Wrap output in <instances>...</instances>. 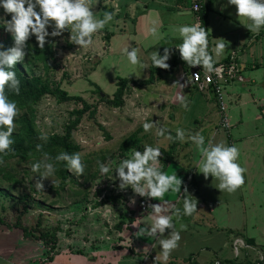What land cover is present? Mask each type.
<instances>
[{
  "label": "rangeland",
  "instance_id": "rangeland-1",
  "mask_svg": "<svg viewBox=\"0 0 264 264\" xmlns=\"http://www.w3.org/2000/svg\"><path fill=\"white\" fill-rule=\"evenodd\" d=\"M119 1L91 0L94 15L102 18L105 11L111 10L113 19L93 34V43L86 48L70 43L67 30L60 36L47 37L54 54V61L51 63L53 68L44 74L38 65L33 71L34 74L47 77L67 94L79 96L85 103L93 106L94 115L89 116L86 113L73 132V141L81 148L84 172L79 176L69 172L71 174L69 182L63 189H59L60 183L53 176L40 180L38 173L31 170L32 163L17 164L16 159L8 162L6 171L11 173L14 182L0 180V219L3 220L0 223V264H127L132 260L131 255L135 254L136 250L140 253L133 259L135 264H162L160 250L154 239L150 236H138L137 232L132 239L129 228L132 224L130 218L132 217L134 221L136 215L137 224H145L146 218L143 217L139 221V216L149 212L151 214L152 210L149 207L147 212L143 211L139 208V203H146L151 199L134 194L130 188L119 189L118 179L102 177L96 165L97 156L106 155L103 163L110 161V169L119 160L129 158L132 150L122 158L118 155V145L137 129L138 136L141 137L139 147L149 144L159 146L160 150L165 149L169 141L157 137L155 127L148 132L143 131L142 123L145 120H151L156 126H166L175 133V128L167 118L174 113L180 114L183 119L182 125L188 127L187 131L194 134L192 117L200 118L202 126L208 122L213 125L216 117L218 118L217 109L206 91H197L194 87V90L186 88L187 92L191 93H188L187 98L185 94L187 92L181 93L186 98V103L190 97L192 98L191 105L187 108L180 106L176 112L164 105L162 89L158 90L160 85L139 88L131 86L123 97L124 105L121 108L110 107L100 100L113 97L117 77L135 81L146 79L151 65L149 57L154 50L158 52L161 48L168 47L170 51L172 47V56L176 54L175 45L179 41L175 38L168 39L166 34L173 30L170 23L175 20L184 22L181 16L173 15L171 11L157 5L162 0H147L145 4L149 6L150 12L144 14L139 13L138 10L142 8L139 4L137 8L130 5L122 11ZM103 5L106 10L101 9ZM212 6L213 3L210 6L211 11ZM231 6L235 9L233 5ZM232 8L228 5L225 9H220L221 13L208 12L209 33H218L220 37L228 35V41L231 39L232 30L229 28L233 26V29H237V25H241L243 20L231 14ZM124 12H127L126 16ZM0 15H4L5 19L10 18V14H4L2 9ZM192 15L194 22L196 15L193 13ZM182 17L185 20L189 18ZM133 18H136L135 23L131 21ZM139 19H142L141 27L147 29L155 25L158 29L156 35L151 36L143 44L135 42L136 37H133ZM48 30L51 31V28ZM155 37L164 40L158 42ZM126 44L138 49V56L147 68L139 71L136 66L127 62L121 51ZM152 46L155 48L150 52L149 48ZM231 49L226 46V51L230 52ZM169 63L167 62L168 65ZM173 71L174 75L180 72L179 68ZM92 84L98 86L100 92H97ZM229 86L225 87V91ZM224 102L230 125L228 134L232 145L239 149L237 162L245 169L244 183L231 193L218 190L215 178L211 175L205 178L197 172L198 168L195 169L200 157L194 162H189V159L181 161V158L186 159L187 155L185 144L190 146L191 142L185 141L182 146L179 141L180 145L176 148L172 163L174 166L171 165L172 169L179 168L180 186H185L181 192L179 190L178 195L183 198L185 192L190 195L192 189L198 194L194 196L196 211L190 216L181 215L178 220L174 218V228L179 231L180 240L178 246L169 254L166 264L192 262L212 264L214 261L232 260L234 259L232 242L237 237L247 245L250 244V247L239 251L240 256L235 260L236 264H255L264 258V150H261L260 146V142L264 145V121L256 118V115L261 116L256 107L258 102L255 105L251 102L245 105V117L240 110L228 106L226 96ZM259 105L264 106V102ZM80 107V103H59L55 98L46 96L34 107L36 127L44 137L60 135L68 122L69 113ZM213 129L207 128L201 134L205 138V144L209 141L228 144L226 132L219 130L218 125L216 126L218 131H212ZM251 136L255 137L252 144L249 140ZM245 161L250 163L248 167L245 166ZM106 175L110 177V173ZM112 176H115L114 170ZM37 180L42 184L41 190L35 187ZM22 196H29L32 200L27 213L18 215L22 207L19 199ZM109 197L116 200L109 201ZM168 199L171 202L167 201ZM165 200L176 207H182V201L178 200L177 194L171 192L165 193L161 200H155V204L163 203ZM199 203L205 210L200 208L202 205ZM210 207L211 213L208 212ZM131 208L137 209L136 215ZM37 221L41 227L36 229L37 236L40 230H57L56 247L53 252H49L42 241L23 236L19 227L15 228L14 225L19 224L22 229L34 228ZM139 226L137 225V228ZM168 231L165 229L163 234L165 237ZM248 240H252V243H248Z\"/></svg>",
  "mask_w": 264,
  "mask_h": 264
},
{
  "label": "clouds",
  "instance_id": "clouds-1",
  "mask_svg": "<svg viewBox=\"0 0 264 264\" xmlns=\"http://www.w3.org/2000/svg\"><path fill=\"white\" fill-rule=\"evenodd\" d=\"M228 5L235 7L237 18L248 21L245 26L252 33H258L264 27V0H226ZM199 5H194L198 8ZM91 0H0V9L4 14H10L5 19L0 15V29L8 33L12 39L10 47L0 50V154L13 151L12 133L16 128L15 119L20 114L16 102L9 98L8 93L19 94L20 80L17 78L13 66L22 62L26 55V41L34 36L36 47L43 49L46 37L60 36L65 30L68 31V41L81 48H86L93 43L92 37L100 29L113 19L110 11H105L102 18L94 15ZM240 23V22H239ZM241 24V23H240ZM51 28V31L48 28ZM157 27L154 25L145 30V36H155ZM178 34L180 42L175 45L179 58L188 66L199 65L206 73H218L214 67L216 59L226 49V41L218 38L214 44V55L209 51V31L199 21L184 23L174 29ZM127 62L136 66L139 71L147 68L144 61L138 56V49L126 44L122 49ZM170 51L165 47L159 54L153 51L149 57L152 67L167 69L166 61L169 59ZM215 57V58H214ZM131 73V72H130ZM179 89L182 84L175 83ZM179 91L176 100L181 107L187 108L185 97ZM155 127V135L165 140L173 139L191 142L200 152V159L196 162L195 169H199L205 178L211 175L217 180L216 188L220 191L233 192L244 183L245 169L237 162L239 149L236 145H228L223 142L205 144V138L197 131L195 134H186V130L176 128L175 136H172L166 126H156L151 120L142 123L144 132ZM39 150L40 145H36ZM161 154L159 146L144 144L142 150L135 148L130 157L121 159L113 168L109 163L96 161L99 173L102 177L118 179L117 187L121 190L130 188L134 194L140 197L161 200L165 193L177 194L178 200L182 201V207L163 203L150 204L151 214L147 225L132 224L138 227V236H150L154 239L160 250V260L166 264L169 254L178 246L180 240L179 231L174 228V218L178 220L181 215L190 216L196 211V200L185 192L183 198L178 193L181 180L175 175L166 174L162 171L161 162L158 157ZM65 162V168L79 176L84 172V164L80 153L59 152L55 157H49L47 153L42 158L32 163L31 170L38 173L40 180L50 178L54 175L55 164L50 162ZM113 170L115 176H112ZM110 173V177L106 174ZM40 180L35 187L42 189ZM131 203L134 201L130 200ZM164 205H167L166 207ZM183 225H181V228ZM168 229L167 236L163 234ZM164 237V238H160Z\"/></svg>",
  "mask_w": 264,
  "mask_h": 264
},
{
  "label": "trees",
  "instance_id": "trees-1",
  "mask_svg": "<svg viewBox=\"0 0 264 264\" xmlns=\"http://www.w3.org/2000/svg\"><path fill=\"white\" fill-rule=\"evenodd\" d=\"M214 0H208L205 5L201 7V15H202V24L206 28V14L210 9V5ZM124 11L127 8L124 5ZM102 10H106V7L103 5L101 7ZM111 11V10H108ZM194 14V13H193ZM124 15H127V12H124ZM132 23H135V19H131ZM110 37V35H109ZM108 40V36L106 37ZM46 44L43 49L36 47V41L34 36H30L26 41V55L22 62H17L13 66V70L15 71L17 78L20 80V90L19 94L8 93L9 98L16 102L17 107L20 109L19 116L15 119L16 128L14 129L11 139L13 140V144L10 146L13 151L8 152L6 154H0V180L13 181L14 178L6 171L9 166V161L16 159L17 164H25L34 163L37 160L42 158L44 153H47L48 156L55 157L59 152L64 151L69 154L71 153H80V146L75 144L73 141V132L77 129V126L80 124L81 119L87 113L89 116L94 115V110H92L91 105H88L83 101L79 96H73L67 94L64 90H62L58 84L48 79L47 77L42 76L41 74H34V69L37 68L38 65L41 66V70H43L44 74H46L52 67V62L54 61V54L51 49V44L46 37ZM12 45L11 36L4 32L3 29H0V50L10 47ZM226 60V59H225ZM224 60V61H225ZM177 66H181L184 71H186L190 66L186 65L183 62L178 54H173L171 61L168 65L167 69H161L159 67L149 66V75L146 79L135 81L130 78H121L117 77L116 90L113 93V97L111 99L100 98L101 101H104L108 106L113 108H121L124 105V95L126 91L131 87L139 88L144 86L153 85L160 77L161 73H170L173 68ZM97 92H100L99 87L95 84H92ZM50 96L56 99L57 102H73L80 103L81 107L72 110L69 113L68 122L65 124L63 128V133L60 135H50L48 137H44L41 132L38 130L35 124L34 119V107L36 104L44 97ZM168 130V129H167ZM138 129L125 137L120 144L118 145V155L124 158V155L133 150L136 147H139L141 143V137L138 136ZM168 132L175 136V133L168 130ZM108 139V136H106ZM39 144L40 148L37 150L36 145ZM180 145L178 140H171L167 148L161 149V154L159 160L161 162L162 171H165L166 167L174 161V156L176 152V148ZM188 146V144H185ZM143 147L137 148L138 151L142 150ZM81 155V154H80ZM106 155L97 156L101 162L105 160ZM88 162V160H84ZM55 164V172L53 177L59 181V189H63L64 185L69 182L71 178V174L65 168V162L60 161L56 162L54 160H50ZM74 182V181H71ZM5 195V194H4ZM32 198L29 196H22L19 199L20 204L22 205L21 210L18 212L20 214H26L28 209L30 208ZM109 201H115V198H108ZM130 222L132 223L133 218H130ZM3 220L0 219V223ZM15 228L19 227V230L23 233V236L26 238H35V240H40L43 244L48 248L49 252H53L56 247V233L57 230H49L46 229L43 231H39L38 236L35 234L36 229H40L39 221L36 222L34 228H23L19 224H14ZM248 243H252V240H248ZM250 245V244H248ZM49 257V256H48ZM237 259V258H236ZM236 259L228 260V261H220L227 264H236ZM255 264H264V258L262 260L257 261Z\"/></svg>",
  "mask_w": 264,
  "mask_h": 264
},
{
  "label": "crops",
  "instance_id": "crops-1",
  "mask_svg": "<svg viewBox=\"0 0 264 264\" xmlns=\"http://www.w3.org/2000/svg\"><path fill=\"white\" fill-rule=\"evenodd\" d=\"M197 1L199 3H201V5H205L208 0H162V2L157 4L159 6L166 8L169 12L171 11V13L173 15L181 16V19L184 20V22H182L180 20L179 21L175 20L172 23H170V26L173 28V30L170 31L168 34H166V37L168 39L175 38L180 42L178 34L176 32H174V29L181 24L193 22V15H192V12L190 10V6L193 2H197ZM145 2H147V0L146 1L142 0L141 2L139 0H132L130 2H128L126 0H120L119 5L123 11V9L125 8L124 5H126V7L127 6L129 7L131 5L132 7L137 8L138 4H139V5H141L140 7H142V8L138 11L140 14H144V13L150 12L149 8H148L149 6L147 4H145ZM212 3H213V6H212L213 9H212V11H211V9L208 11V12L211 11V13L212 12L221 13V10L225 9L228 6L226 0H214ZM230 7L232 8L231 5H230ZM174 10H176V11H174ZM207 14H206V30L209 31V26L207 23ZM231 14L236 16L235 9L232 8ZM182 16H186L189 18L187 20H185ZM142 19L137 20L136 25H135L136 26L135 34L133 36V37H136L135 42H139V44H143L144 42H146L147 39L151 38V36H147V37L145 36V30L146 29L143 26L142 27L140 26L142 23L141 22ZM241 21H242V24L237 25V29H233L232 28L233 26L229 28L230 30H232L231 39H229V41H228V35H223V36L221 35V37H220V35H218V33L214 32V34H213L210 32L209 33V51L212 52L214 55V51H213L214 44L216 42V39H218V38L227 40L226 46H229V48H232V49L230 52L226 51V49H225L223 54L219 58L214 57L216 59V62L223 61L226 56H228L230 53L233 52L232 50L236 51L233 53L236 54L237 62L241 65V69H242L241 74L244 78V82L242 84L241 83L230 84V86L225 91L226 101H228L229 107L233 108L234 110L235 109L240 110L241 112H243V114H245V112H246L245 105L247 103L251 102L255 105L256 102H258V105H256V107L260 111L261 116L256 115V118L258 120L261 119L262 121H264V106L259 105V103L264 102V27H262L258 33H252L251 31H249L245 27L247 25L248 21H246V20H241ZM163 25H166V24L163 23ZM210 34H212V36H210ZM155 39H158L159 40L158 42L164 40V38H161V37L160 38L155 37ZM149 45H151V44H149ZM155 46L157 47L158 44H156ZM155 46H152L149 48L150 52H152L151 50H153L155 48ZM171 48H170V56H169V59L166 61V63L171 61V59H170L172 56ZM163 49L164 48H161L160 51H158V52L159 53L162 52ZM142 50H143V48H142ZM146 54H147V51H146ZM150 62L151 61H149V63ZM176 68H179V70H180L179 73H176L177 75L173 74V72H174L173 70L175 69V68H173L170 73H163V75H160L159 79L153 84V86H156V87H158L160 85L158 90L162 89V95L164 97V101H163L164 105L166 104L169 109H174L175 112H176L177 108L181 106V104L175 98L177 93L179 91H181L182 93L187 92V89L189 90L190 88L192 90H194L193 87H191L188 83L187 74H186L187 71H184L181 66H177ZM175 83L182 84L183 87L181 89H179ZM188 93H190V92L185 93L186 98L188 97ZM187 101H188L187 107H189L192 103V98L190 97V99H188ZM194 115H196V114L194 113ZM243 116L245 117L246 114ZM217 120H218V118L216 117V120H215V122H213V125L210 122H208L207 125L202 126V125H200V123H201L200 118L192 117V119H191V121L193 123L192 126H194L192 131L194 134L197 131H199L200 134H202L206 131L207 128H211V127L214 128L212 131H218V130H216ZM167 121L170 122L171 126H173L175 129L176 128H182V129L186 130V132H187L186 134H191L190 131H187L188 127H184L182 125L181 122L183 121V119L181 118L180 114H176V113L171 114L167 118ZM238 124H240V122H238ZM168 130L173 132L170 129H168ZM245 139L248 140L247 137ZM245 139L243 141H245ZM227 140H228V144L232 145L229 134L227 135ZM249 140H250V144H252L251 142H252V140H255V137L253 138L251 136L249 138ZM184 143L185 142L181 143V145L183 146ZM260 146H261V150H264V145L261 142H260ZM184 147H185L184 149L187 151V152H185V154H187V155L185 156L186 159L183 157V158H181V161L182 160L187 161V159H189L188 160L189 162H191V161L194 162L200 157V152L197 150L195 145H193L192 143H190V146H184ZM172 163H174V161L171 162L166 167L164 172L166 174H172L173 172H175V175L178 177L180 175V174H178L180 172V170L178 167L176 169H172V167H171V165H173ZM244 164L246 167H248L250 163H248V161H245ZM185 165L188 166V164H185ZM181 166H183V164ZM203 180L204 179H202V181ZM184 188H185V186H180V192ZM196 194H198V193L195 192L194 189H192L190 195L194 197ZM150 199L152 201V204H155V200L153 198H150ZM167 201L171 202L170 199H168ZM199 205H202V204L199 203ZM203 207H204L203 205L200 206V208L205 210V207L204 208ZM132 208H131V211L136 215L137 209H132ZM210 210H212L211 207L208 209V212H210ZM149 213H146V214L139 216V221L143 217L146 218L144 225H147L148 223H150V221H149L150 214ZM255 214H257V212H255ZM134 218H135V220L132 222V224H137L138 223L137 215H136V217L134 216ZM132 224L129 225V228L131 229L130 230V232L132 233L131 238L133 239V237L135 236L134 233L137 232L138 228H137V226H133ZM237 238H239V237H237ZM240 240H242V239H240ZM243 243L246 246V248H243V249H247L250 247L244 241H243ZM139 253L140 252L138 250H136L135 254L131 255L132 260H130V262H127V264H135L133 259H135L134 257L137 256ZM192 264H194V262H192Z\"/></svg>",
  "mask_w": 264,
  "mask_h": 264
},
{
  "label": "built area",
  "instance_id": "built-area-1",
  "mask_svg": "<svg viewBox=\"0 0 264 264\" xmlns=\"http://www.w3.org/2000/svg\"><path fill=\"white\" fill-rule=\"evenodd\" d=\"M194 5H199L198 8ZM201 3L193 2L190 6L192 13L196 15L195 21H199L202 24L201 15ZM204 27V26H203ZM174 52L178 54V50L175 48ZM226 59V60H225ZM225 61L216 62L214 65L218 69L217 72L211 74L206 73L199 65L190 66L187 71L188 83L191 87H194L197 91H206L209 94L211 100L217 109L218 127L219 130H223L228 135L230 128L228 116L226 114L227 106L224 102L225 87L230 84L243 83L244 78L241 74V65L237 62L235 53H230L225 57ZM217 130V129H216ZM151 200H147L146 203H139V208L145 212L149 210ZM234 259L240 256L241 249L246 248L245 244L239 238H235L232 242ZM240 251V252H239ZM212 264H227L220 261H214Z\"/></svg>",
  "mask_w": 264,
  "mask_h": 264
}]
</instances>
